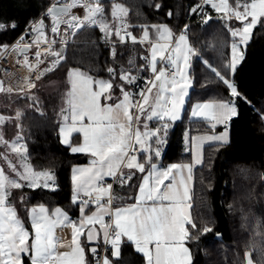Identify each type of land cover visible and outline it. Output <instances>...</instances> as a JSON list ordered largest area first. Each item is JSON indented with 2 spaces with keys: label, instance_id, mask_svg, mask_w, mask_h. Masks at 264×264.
<instances>
[{
  "label": "trees",
  "instance_id": "trees-1",
  "mask_svg": "<svg viewBox=\"0 0 264 264\" xmlns=\"http://www.w3.org/2000/svg\"><path fill=\"white\" fill-rule=\"evenodd\" d=\"M51 0H0V44H10L34 20H43L46 29L51 18L41 15ZM195 0H107L103 13L110 34L106 36L101 26L85 25L75 33L65 47V52L50 71L42 73L35 87L29 91L13 93L0 82V165L9 178L15 172L6 159L19 167L18 154L8 151V144L23 145L28 163L36 170H47L55 175V190L44 188L8 187L7 204L15 209L24 224L28 225L27 212L47 201L62 210L76 213L79 203L73 202L71 169L85 159L70 154L68 147L59 141V127L67 115L66 100L70 91L69 73L78 69L94 80L113 85L112 100L116 102L125 91H137L141 79L129 84L121 79L118 66L125 65V47L114 46V58L104 49V41L117 42V20L113 6L119 5L128 24L130 34L141 40L144 26L165 23L178 30L189 15V5ZM236 0H229L234 2ZM251 2L252 0H245ZM159 5V7H157ZM41 15V16H40ZM264 21V17L260 18ZM15 27H12V25ZM240 22L223 15L198 16L188 23L186 36L190 53V78L193 90L186 109L194 101H225L235 106L237 115L232 116L224 127L211 130L203 121L187 120L168 122L167 134L161 132L164 143L159 158L152 152L153 160L165 164L190 163L191 153L184 148V138L227 128L229 142L225 145L207 146L203 152L201 167L194 170L191 196L189 238L190 264H244L249 254L253 264H264V22L258 23L244 44L243 60L233 71L230 68V45L236 39L229 29H236ZM146 27V28H147ZM141 51V46L138 47ZM207 62V63H206ZM215 67L237 89H231L211 71ZM114 71V76L108 69ZM147 74L144 72V75ZM62 110H65L62 113ZM19 137V139H18ZM140 174L132 179L124 190L135 192ZM28 227V226H27ZM210 231L205 232L204 229ZM137 258V257H136ZM139 259V258H138ZM23 264H30L23 256ZM125 261V258L121 262ZM137 264H141L140 259Z\"/></svg>",
  "mask_w": 264,
  "mask_h": 264
},
{
  "label": "snow or ice",
  "instance_id": "snow-or-ice-1",
  "mask_svg": "<svg viewBox=\"0 0 264 264\" xmlns=\"http://www.w3.org/2000/svg\"><path fill=\"white\" fill-rule=\"evenodd\" d=\"M205 3H210L211 0H204ZM80 5V0H72L63 9L61 14L67 15L70 10ZM211 6L216 11H225L228 18L232 16L241 22L242 28L229 29L233 37L239 36L242 43H247L251 36L252 30L258 23L264 22L260 18L264 17V0H252L251 3H242L241 0H236L235 6L230 7L228 0H220L219 5L211 3ZM86 15L83 21H79L77 17L71 16L70 19L64 21L69 29L79 28L87 25L101 26V30L106 36L110 34L107 23L99 14L103 13L101 0H89V3L84 5ZM159 7V5H157ZM199 7V5L197 6ZM117 9L123 13L125 10L119 5L113 6V17H117ZM241 9H243L241 11ZM49 14H52L54 9L49 8ZM196 11V9H193ZM250 17V20H249ZM53 33L59 32V25L62 22L60 17L54 15ZM43 26V20L34 28L39 32ZM5 25L0 24V29ZM12 27H15L13 24ZM156 28L159 39H168L171 33L164 26H153ZM120 30H116V35L119 36ZM74 35V33H73ZM147 38V29H145V39ZM23 40V37L21 38ZM134 42L135 38H133ZM140 42H143L141 40ZM181 45H185L182 48ZM27 47V46H25ZM168 45L163 44L152 47L151 54V71L154 74V79L149 80L146 90L140 92L141 100L133 104L132 94L121 88L123 99L118 103L110 104L105 101L112 100L111 89L113 85L107 81L94 80L78 69L72 70L69 73L71 80V90L67 94L66 103L70 106L71 123L68 124V115H64V124L60 127L61 143L69 145L73 153H84L90 155L93 159L90 161V166L85 168L73 169V202L78 199V193H83L90 197L88 200L80 201L81 224L87 226L97 222L103 223V217L100 213L108 209L100 204L101 198L110 193L111 185L107 187L97 186V182L103 181L106 176L116 177L117 171L121 164L126 161L125 166L128 169L135 168L140 173L146 171L147 175L142 177V182L139 185V194L134 197L136 203L126 207H118L114 213V229L109 232L105 225L104 242L111 244L112 256H120V241L122 237H126L127 241L135 245L136 251L143 254L147 264H186L189 250L184 246L185 240L189 238V233L185 229L186 223H192L189 215L185 212L187 201L190 199L189 187L186 179L182 175L183 170L189 173L187 181L192 179V168L195 163L200 160L196 158V141L197 140H216L223 143L227 142V133L219 136L210 137H192V153L193 164L176 165L173 164L166 169L158 168L157 163L153 160L152 152L155 157L159 158L161 149L159 147L152 148L151 144H146L147 141L153 140L156 145L164 143L161 132L167 134L169 127L168 121H176L180 118V107L184 104V97L187 95L186 87L180 83L184 80V73L180 70V56L185 51L194 54L190 47H187L186 37L181 34L176 40L175 48L172 50L176 53L173 56L169 53L165 56ZM16 49L14 48V51ZM48 51L59 58H62L61 52H53L51 47ZM160 54V61H167L157 69V53ZM232 60L230 68L233 73L236 70L238 62L243 60V55L237 49V45H232ZM115 54V53H113ZM40 53H37L39 61ZM184 62H187L188 56L184 54ZM27 62V61H26ZM43 62V61H39ZM58 62V61H56ZM131 63V62H130ZM175 65L177 71L180 72V81L175 79H165V74L168 71V64ZM207 63V62H206ZM32 68V65H29ZM212 72L222 80L233 96H239L234 85L217 69L209 65ZM51 69H46L50 71ZM146 70V69H144ZM113 76V69H108ZM42 75V74H41ZM75 77L74 79L72 77ZM40 77L38 76L37 79ZM121 79L132 84L137 77H129L127 74H122ZM95 85V87H93ZM30 87H35L31 84ZM158 91L155 96V105L151 107L150 114L146 106L149 105L148 94L152 93L153 88ZM170 93V95H166ZM138 105V113L134 116L130 113V107ZM170 105V107H169ZM65 110H62V113ZM192 116H203L209 121L223 123L225 119H230L231 116L237 115V110L234 105L228 102H212L206 104H197L192 109ZM142 117L146 121H151L154 118L162 121L163 124L155 129L149 128V125L143 123L145 129L141 132L139 125ZM123 118V119H122ZM167 118V119H166ZM3 118L0 117V120ZM215 128V124H212ZM73 133H79L82 137V143L72 146L70 138ZM19 139V137H18ZM135 141V144H133ZM0 142L3 138L0 137ZM135 145H140L137 149ZM11 147L19 151L23 145L17 146L15 143ZM26 152L27 149L24 148ZM139 151L140 153L148 152L144 157V162H138L136 155L132 153ZM17 176L21 180L27 181L26 185H22L16 179H9L2 170H0V264H22V254L28 257L30 264H88L85 259V247L82 246L79 236L83 229L77 228L73 224V235L71 241V252L58 253L56 245L58 241L54 238V230L59 225L71 224L69 217L57 208L51 213V217L47 215V209L40 205L38 208H32L29 215L31 218V229L34 232V238L29 243L30 233L18 218L15 209L7 206L6 198L10 195L8 187L21 188L24 186L37 187H52L48 181L54 182V175L49 172H34L31 168L26 167L24 173L17 172ZM43 179V184L40 180ZM132 179V175H121L119 182L127 183ZM168 181V183H165ZM53 190L54 187H53ZM97 193L95 200H91L92 192ZM151 202V204H149ZM90 203L97 205L98 211L92 215H85V209ZM109 205L113 203V198L110 196L107 202ZM211 229L205 228L204 231ZM87 240H93V231L87 232ZM154 246L150 248L149 246ZM92 254L97 257L96 264H100L99 254L96 247L90 249ZM103 264H112L108 257L104 258ZM248 264H252V260L248 259Z\"/></svg>",
  "mask_w": 264,
  "mask_h": 264
},
{
  "label": "crops",
  "instance_id": "crops-1",
  "mask_svg": "<svg viewBox=\"0 0 264 264\" xmlns=\"http://www.w3.org/2000/svg\"><path fill=\"white\" fill-rule=\"evenodd\" d=\"M241 2L242 3H251L252 1L251 2H246L245 0H241ZM228 3L230 5V7H233V4L235 5L236 1L234 3V2H229V0H228ZM153 26H166L167 30L171 33V36L168 39H166V40L165 39H159L157 31H156V28L154 29ZM146 29H147V38L145 39V33L142 31L141 40H143V42H140L141 40H138L140 42L139 46H141V51L140 50L139 51H140V53L146 54V56H147L148 71L146 73L148 75H152L153 76L152 80H153L154 79V74L152 73L151 67H150L152 47L153 46H157L158 47L159 45L167 44L168 48H167V51L165 52V56H167L169 53H171L173 56H175L176 53L173 52L172 50L175 48L176 40H178V38L181 35V33H178L179 29L177 31L174 30V26L173 25L165 24V23H158V24H155V25H152V26H148ZM186 42H187V47H189V44H188L187 40H186ZM238 42L241 43L240 37L236 38V43H238ZM240 45H242V44H240ZM181 47L185 48V45H181ZM184 54H187V56H188L187 62H184V59H183ZM189 59H190V53H187L186 51L184 53H182L181 56H180L179 64H180V70L184 73V80L183 81H180V72L177 71L176 66L172 65L170 63L168 64L169 67L173 68L174 75L172 77H169V78H167V77H164V78L168 79V80H171V79H173V77H175V79L180 81V83L183 84L186 87V92H187V95L184 97V104L180 107V118L178 120H176V121H169V122H177L182 117H185V118H187V120L203 121V122H205V124L211 130H214V129L218 128V127H220V128L224 127L227 124L229 119H225L223 123H216L215 121H209V120L205 119L203 116L193 117L191 113H192L193 107L195 105H197V104H206V103H212V102H225V101H211V102H209V101H194V102L190 103L188 109L185 110L186 109L187 100H188V98L190 96L191 91L193 90L192 79L190 78V74H189L190 73ZM157 61L158 62L160 61L159 52L157 53ZM165 63H167V61H165ZM157 91H158V87L157 88H153L152 93L148 94L149 105L146 106L147 109H148V114H150L151 107L155 105V96H156ZM127 92H130V89ZM166 95H170V93H166ZM122 99H123V95L116 102H114L112 104L114 105L115 103H118ZM169 107H170V105H169ZM129 111H130V113L135 115L134 110L132 109V107H130ZM137 113H138V111H137ZM145 122L149 125V128H151V129H155L158 126H161L163 124L162 121H159L158 119L154 118L151 121H146L142 117L141 123L139 125L143 126V123H145ZM134 124H135V122H134ZM212 124H215V128L212 127ZM225 133H227V142L226 143H223L221 141H216V140H203V141L197 140L196 141V145H197L196 149H195L196 158L198 160H200V162L199 163H195L193 165L192 173H191V175H192L191 181H187V177L189 175L187 170H183L182 171V175L186 179V182H187L188 187H189L190 199L187 201V205L185 207V212L189 215V217H190V211H191V196H192L193 181H194V178H193L194 170L196 168L201 167V165L203 163V152H204L205 147L212 146V145H225V144H227L229 142V131H228L227 128H222L221 130L210 131V132H206V133H202V134H197V135L191 136L189 138H184V148H185V150L190 151L192 159H191L190 163H174L176 165H185V164L192 165L193 164V153H192V150H191V147H192L191 138L192 137L219 136V135H223ZM79 141H80V139L76 140V142H79ZM150 141H147L146 144H150ZM133 143L135 144V141H133ZM72 146H73V143H72ZM64 147H68V149H69L68 151L70 152V154L81 155V156H83V158L86 161V162L78 163V164H75V165L72 166V169H71V172H70L71 179H72L73 169L89 167L90 166V161L93 158L90 155H88V154L73 153L71 151V147L70 146H64ZM139 147H140V145H138V148ZM148 154H149L148 152L140 153L138 151L136 154H133V155L137 156L138 162L143 163L144 162V157H146ZM154 162L157 163L158 168H163V169H166L169 166L173 165V164L161 163V162H158V161H154ZM125 164H126V161L121 164V166L118 169L117 173L119 172L122 175H129V174L132 175V174H137V173L140 174V179L138 181V184H137V187L135 189V192L130 194L129 192L127 193L124 190V188L128 185V183L130 181L127 182V183L119 184V185L115 186V188L113 189V192H112L113 204L111 206L104 205V207L107 208L108 210L105 211V212L100 213L102 215V217H103V223L97 222L95 224L82 226V224H81L82 216H81V212H80V202L78 200L76 202L79 203V206H78V209L76 210V213L61 209V211L63 213H65L69 217V219H70V221L72 223L71 224H67V225H59L54 230V238L56 239V241H58V243L56 245V251L58 253L71 252V248H72L71 241H72V235H73V226L72 225L75 224V226L77 228H82L83 229L82 234L79 236V240H80L82 246L85 247V259H86V261L88 262V264H96L97 257L92 254L90 249L92 247H96L97 251H98V254H99L102 242L104 241V232H105V227L104 226L107 225L108 226L107 230H109L108 229L109 228V224L107 222L108 219L111 218V220H112L111 223H112V226H113V229H114V213H115L116 208H118V207H126L128 205L136 203L134 197L139 194V185L142 182V177L144 175H147V168L150 167V165H146V171L144 173H140L135 168L128 169L125 166ZM111 178H112L111 176H106L104 178V180H109ZM165 183H168V181H166ZM72 188H73V182H72ZM78 194L84 195L82 192L78 193ZM92 195L96 196L97 193L95 191H93ZM6 200H7V198H6ZM149 204H151V202H149ZM38 207H35V208H38ZM44 207L47 209V215H49V217H51V213L54 212L55 210L49 211L46 206H44ZM31 209H29L28 213H30ZM97 211H98L97 205H94V206L93 205H89L85 209V215H92L93 213H95ZM51 218L54 219L55 217H51ZM27 221H28V225L24 224L23 221H22V223L25 225L26 229L30 233L29 243H31V239L34 238V232L31 229V218H30L29 214H27ZM188 224L189 223H186L184 225V227H185V229L187 231H188ZM89 230L93 231V240L92 241H88L87 240V232ZM184 246L187 247L188 250H189L186 264H190L192 258H191L190 248H189V246L187 244V240H185ZM149 247L153 248V250H154V246L150 245ZM23 256L24 255L22 254V258H23ZM105 257H108L109 260L112 261V264H137L139 259L141 261V264H147L146 259L143 256V254L140 253V252H137L136 248H135V245L132 244L131 242L127 241L126 237H122L121 238V241H120V256L119 257H113L112 256L111 244H110V248L107 251H105L104 255L100 259V264H103V261H104ZM124 258H125V261L121 262L122 259H124ZM249 258H250L249 254H246L245 255L244 264H248V259ZM27 259H28V257H27ZM23 261L24 260H22V264H23Z\"/></svg>",
  "mask_w": 264,
  "mask_h": 264
},
{
  "label": "built area",
  "instance_id": "built-area-1",
  "mask_svg": "<svg viewBox=\"0 0 264 264\" xmlns=\"http://www.w3.org/2000/svg\"><path fill=\"white\" fill-rule=\"evenodd\" d=\"M106 0H101V4L103 6V3ZM72 0H53V3H61V4H69ZM89 0H80V5L82 4H88ZM211 3H216L219 5L220 0H211L210 3H205L204 0H195L193 3L189 5L190 14L184 21L182 27L180 28L178 33H182L183 31H186L185 26L189 23V19L198 17L200 15L204 16H211L213 14H218L219 12L212 8ZM199 5V7H197ZM193 9H196V11H193ZM68 20V19H67ZM117 29L120 30L119 34L124 37L126 40L124 42V45L126 46V64L121 66L119 71L120 73H133L140 77L142 80L141 83L138 85V89L136 92L131 91L130 94H132L133 97V104H135L136 101L141 100L140 92L142 89L146 90L150 85L148 84L149 80H152L153 76L145 74L144 72L148 71V60L146 54H140L135 48L134 42L131 41V34L128 29V24L126 23L125 18L122 14L117 15ZM65 17H62V22L59 25V27H62V31H65L64 26ZM78 28H74L73 33L76 32ZM61 36H64V33H62ZM23 37V40L21 38ZM63 41L66 43L67 39L64 36ZM34 41L26 38L24 34L22 33L19 35L15 40H13L8 45H1L0 44V82L11 92L18 93L23 91H29L33 89L34 87H30L31 84H36V81L38 80L37 77L41 76L43 72L46 71V69H49L57 64L56 61H52L51 57H45L42 56L41 58V48L37 47L36 52H29L26 54H21L19 57L16 56L17 51L19 47L26 46L32 44ZM14 48L16 49L14 51ZM46 54H49L48 51L49 46L45 47ZM65 50V49H64ZM37 53H40L39 61H43L42 63L37 60ZM114 50L109 52L110 57H114ZM27 61V62H26ZM131 62V63H130ZM46 64L45 67H43V64ZM165 63V61H160L157 65V69L162 66V64ZM29 65H32L33 67L30 68ZM146 69V70H144ZM174 75L173 68L168 66V71L165 74V77L169 78ZM134 110L135 115L138 111V105L132 107ZM134 144V143H133ZM135 147L138 149V145H135ZM138 151H134L132 154H136ZM121 173H117V176L114 178L112 177L109 180H103L97 183V186L99 187H107V185H111L110 193H106L100 201L101 205H109L108 199L110 196L112 197V192L115 186L121 184L119 182V177L121 176ZM127 176V175H124ZM130 181V180H129ZM128 181V182H129ZM95 195L91 196V200H95ZM90 197L78 194V201L81 200H88ZM113 204V203H112ZM111 204V205H112ZM89 205H96L95 203H90ZM109 205V206H111ZM111 218L108 219L109 224V232L113 230V226L111 223ZM110 248V244H105V242H102L101 249L99 252V259L102 258L105 251H107Z\"/></svg>",
  "mask_w": 264,
  "mask_h": 264
},
{
  "label": "rangeland",
  "instance_id": "rangeland-1",
  "mask_svg": "<svg viewBox=\"0 0 264 264\" xmlns=\"http://www.w3.org/2000/svg\"><path fill=\"white\" fill-rule=\"evenodd\" d=\"M107 1V0H106ZM235 5L233 4V7H234ZM243 9H241V11H242ZM75 11H85V7L84 6H77V7H75ZM117 11H118V9H117ZM46 12H45V9L43 10V12L41 13V15H43V16H46V14H45ZM119 13H117V15H118ZM40 15V16H41ZM217 15H223L225 18H227L228 19V15H226V13H225V11H220ZM71 16H75V17H77L78 18V20L79 21H82L76 14H72V15H70V16H68V17H66L65 18V21H67V19H70V17ZM200 16H204V15H200ZM46 17H49V16H46ZM124 17V16H123ZM204 17H209V16H204ZM233 18H235L234 17V15L232 16ZM195 18V17H194ZM235 20L236 21H238L236 18H235ZM249 20H250V17H249ZM41 20H34L31 24H30V29L27 31V36L26 37H29V38H34L35 37V35H37V34H43L45 37H40V36H38L40 39H44V42H41V41H39L37 44L38 45H44V46H49V47H51V49H52V51L53 52H61V56L64 54V52H65V47H66V45L70 42V39H71V37H72V31L74 30V28H72V29H69L68 27H67V24L65 23L64 24V26H65V30H66V32L65 31H62V27L60 26L59 27V32L58 33H53L52 31H51V28H52V26H53V21L51 20V26L49 27V29H46V25L43 23V26H42V28L40 29V31L39 32H37V31H35L34 30V28L39 24V22H40ZM240 22V21H239ZM127 23V22H126ZM150 26H152V25H150ZM145 28H144V30H143V32L145 33V29H146V27L147 26H144ZM164 27H166V26H164ZM182 27V26H181ZM180 27V28H181ZM243 27V25L241 24V22H240V26L239 27H237V28H242ZM82 27H79V30L81 29ZM180 28H179V30H180ZM187 28H188V24H187V26H185V29H186V31H187ZM236 28V29H237ZM155 29V28H154ZM179 30H178V32H179ZM186 31H183L181 34H186ZM62 33H64V36L66 35V39H67V42L65 43L64 41H63V37L64 36H61L62 35ZM185 37H186V40L188 41V38H187V36L185 35ZM239 36H236V38H238ZM36 39V38H35ZM233 43H235L236 45H237V49H238V51L240 52V53H242V55H243V49H244V44L245 43H240V42H238V43H236V39L234 40V41H232V43H231V45H230V60H232V55H233V53H232V45H233ZM240 44H242V45H240ZM41 45V46H42ZM45 51V50H44ZM46 57H51V60L52 61H58L60 58L59 57H57V56H54V55H52L51 53H49V54H47L46 55ZM160 62V61H159ZM159 62H158V64H159ZM231 62V61H230ZM157 64V65H158ZM238 64H239V62H238ZM237 64V65H238ZM44 65L46 66V64L44 63ZM81 72V71H80ZM73 79L75 78L74 76L72 77ZM93 87H95V85L93 86ZM70 90H71V80H70ZM131 92V91H130ZM130 92H128V93H130ZM134 92H136V91H134ZM106 103H109L108 101H105ZM67 115L69 116V120L67 121V123L68 124H70L71 123V119H70V106L68 105V109H67ZM135 116V115H134ZM3 120H0V123L2 122ZM169 122V121H168ZM65 123V122H64ZM64 123H62V124H64ZM163 123V122H162ZM61 124V125H62ZM61 125H60V127H61ZM60 127H59V141H60V143H61V134H60ZM135 127H139L140 128V130H141V132H143L144 131V128H143V126H141V125H135L134 124V129H135ZM78 139H80V141L79 142H76V140H78ZM70 142H71V144L73 143V146H76V145H78V144H80V143H82V137H81V135L79 134V133H73L72 134V137L70 138ZM13 143H11V144H8V151H12V152H15V154H18L17 156H18V160H19V167H14L13 165H11V163L6 159V161H7V163H8V167H10L14 172H15V177H13V179H16V180H18V182L19 183H21L22 185H26L27 184V181H24V180H21L20 178H19V176H17V172H19V173H24L25 172V168L26 167H28V168H31V170L32 171H34V172H49V171H47V170H41V169H39V170H36L35 168H33L32 166H31V164L30 163H28V159H27V157L25 156V154H24V150L22 149V148H19V151H16V150H14L12 147H11V145H12ZM16 144V143H15ZM62 144V143H61ZM17 146H19V145H21V144H16ZM69 146V145H66V144H62V146ZM86 162V161H85ZM81 163H83V162H81ZM0 170H2V167H1V165H0ZM3 171V170H2ZM49 173H51V172H49ZM52 174V173H51ZM54 175V174H53ZM40 183L41 184H43V179H41L40 180ZM48 183H49V185H52V187H48V188H45V187H37V188H44V189H48V190H53V187H54V189L57 187V184H56V177H55V175H54V182L53 181H48ZM27 187V186H26ZM29 188H32V187H29ZM15 189V188H14ZM16 189H20V188H16ZM33 189V188H32ZM72 192H73V188H72ZM47 205H44V206H46L47 208H48V210L49 211H53V210H55V209H57V207H55V206H53L51 203H50V201H47ZM6 204H7V200H6ZM8 205V204H7ZM9 206V205H8ZM27 214H29L28 212H27ZM18 215V214H17ZM19 216V215H18ZM18 218H20V217H18ZM109 229V228H108ZM109 231V230H108Z\"/></svg>",
  "mask_w": 264,
  "mask_h": 264
},
{
  "label": "bare ground",
  "instance_id": "bare-ground-1",
  "mask_svg": "<svg viewBox=\"0 0 264 264\" xmlns=\"http://www.w3.org/2000/svg\"><path fill=\"white\" fill-rule=\"evenodd\" d=\"M55 4H58V5H67V4H61V3H53V0H51L49 3H48V5L46 6V8H45V14H46V16H49L50 18H51V20L53 21V19H52V15L51 14H49L48 13V10H49V8L52 6V5H55ZM84 5H86V4H82V5H79V6H84ZM72 14H76L82 21L84 20V17H85V15H86V10L85 11H75V7L74 8H72L71 10H70V12L67 14V15H60L59 17H60V19H61V21H62V17H68V16H70V15H72ZM189 14H190V9H189ZM191 19H193V18H191ZM191 19H189V21L191 20ZM61 24V23H60ZM183 25V24H182ZM30 29V25L22 32L23 34H24V36L26 37L27 36V31ZM79 31V28L76 30V32H74V34L75 33H77ZM21 33V34H22ZM20 34V35H21ZM72 36H73V31H72ZM120 35V34H119ZM19 36V35H18ZM17 36V37H18ZM38 36H40V37H45L43 34H37V35H35V37L34 38H29V37H26V38H29V39H31V40H33L34 42L32 43V44H30V45H26V46H30L31 47V51L30 52H36V49H37V47H40L41 48V51H44V50H46L45 49V47L46 46H44V45H38L37 43L39 42V41H41V42H44V39H40ZM16 37V38H17ZM65 37H66V35H65ZM120 37H121V40H119V41H117V42H114V41H104L102 44H103V46H104V49H106L107 51H108V54H109V52L112 50H114V46H115V44H120V45H122L123 47H125V50H126V46L124 45V42H125V38L124 37H122L121 35H120ZM15 38V39H16ZM36 38V39H35ZM67 38V37H66ZM14 39V40H15ZM131 39V41H133L134 42V40H133V37H131L130 38ZM135 41L136 42H134V45H135V48H136V50L138 51V53H140V51H139V45H140V42L138 41V40H136L135 39ZM68 43V42H67ZM1 45H5V44H1ZM40 51V53H41V58H42V56H45L46 57V52H41ZM140 54H143V53H140ZM110 56V55H109ZM111 58H114V57H111ZM121 66H123V65H120V66H118V72H120L119 71V69H120V67ZM43 67H45V65L43 64ZM123 74V73H122ZM37 82V81H36Z\"/></svg>",
  "mask_w": 264,
  "mask_h": 264
},
{
  "label": "water",
  "instance_id": "water-1",
  "mask_svg": "<svg viewBox=\"0 0 264 264\" xmlns=\"http://www.w3.org/2000/svg\"><path fill=\"white\" fill-rule=\"evenodd\" d=\"M65 6L66 5H58V4L52 5L50 7V8H53L54 9L53 13L51 14L52 17L54 15H57V16L62 15L61 12H60V10L63 9ZM48 13H49V11H48ZM30 51H31V47L30 46H27V47L21 46V47H19L16 56L19 57L21 54H26V53H29Z\"/></svg>",
  "mask_w": 264,
  "mask_h": 264
}]
</instances>
